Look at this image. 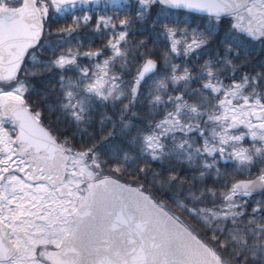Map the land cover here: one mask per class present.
<instances>
[{
	"label": "snow or ice",
	"instance_id": "snow-or-ice-1",
	"mask_svg": "<svg viewBox=\"0 0 264 264\" xmlns=\"http://www.w3.org/2000/svg\"><path fill=\"white\" fill-rule=\"evenodd\" d=\"M0 264H264V0H0Z\"/></svg>",
	"mask_w": 264,
	"mask_h": 264
}]
</instances>
